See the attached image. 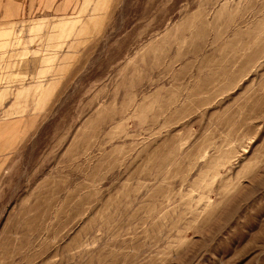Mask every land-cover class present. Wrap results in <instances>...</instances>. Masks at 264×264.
Listing matches in <instances>:
<instances>
[{
    "label": "rangeland",
    "instance_id": "rangeland-1",
    "mask_svg": "<svg viewBox=\"0 0 264 264\" xmlns=\"http://www.w3.org/2000/svg\"><path fill=\"white\" fill-rule=\"evenodd\" d=\"M0 22V264H264V0H35Z\"/></svg>",
    "mask_w": 264,
    "mask_h": 264
},
{
    "label": "crops",
    "instance_id": "crops-1",
    "mask_svg": "<svg viewBox=\"0 0 264 264\" xmlns=\"http://www.w3.org/2000/svg\"><path fill=\"white\" fill-rule=\"evenodd\" d=\"M35 4V0H0V22L13 21L30 9Z\"/></svg>",
    "mask_w": 264,
    "mask_h": 264
}]
</instances>
